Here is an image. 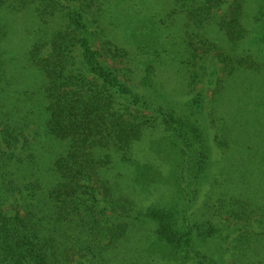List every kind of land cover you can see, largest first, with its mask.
Wrapping results in <instances>:
<instances>
[{
    "label": "trees",
    "instance_id": "16d2710c",
    "mask_svg": "<svg viewBox=\"0 0 264 264\" xmlns=\"http://www.w3.org/2000/svg\"><path fill=\"white\" fill-rule=\"evenodd\" d=\"M157 1L0 0V264H264V0Z\"/></svg>",
    "mask_w": 264,
    "mask_h": 264
},
{
    "label": "rangeland",
    "instance_id": "374dc122",
    "mask_svg": "<svg viewBox=\"0 0 264 264\" xmlns=\"http://www.w3.org/2000/svg\"><path fill=\"white\" fill-rule=\"evenodd\" d=\"M128 2H132V0H127ZM145 6H148L150 4H153L155 7L164 10L166 5L164 3H160L157 0H145ZM166 1V0H165ZM232 0H229L228 3H226V7L228 8L230 2ZM174 6L173 4V0H169L167 7L168 6ZM165 6V7H164ZM6 20L8 21L9 26L13 27V31L11 34L13 36V38L8 39L7 41V47L10 50L9 52L12 53L13 59H17L18 60V64L14 65L13 62L10 61L9 65H10V69L14 70L15 73L17 74V77L20 78V71H18L21 66H23L24 62H25V56L23 53V49H22V45L24 41L25 43H27L28 39H29V33L31 31V27L35 26L36 24V19H34V17L30 14L28 17L27 16H23V14H12L9 12V14H7ZM29 27V28H28ZM24 31L26 32L25 35ZM18 72V73H17ZM157 81L160 84V87H164V91L171 97L177 99V100H185L187 98H189L195 91L199 90V89H203L204 92L206 93V95H208V99L209 96L212 94V90L209 86L207 85H199L197 87V89L195 91H190V89L188 87H186V84L184 82V77L180 76L179 73L177 72H173V71H165L163 73H161L160 75H158L157 77ZM12 88V87H10ZM12 95V94H11ZM147 147V142H142L141 143V148L144 150V148ZM214 158L215 160L219 163V165H221V159H222V152L221 150H219L218 148L214 147ZM143 155H147L148 157H152V158H156V156L154 154H151L150 151H143ZM205 193V191H204ZM204 193L201 197V200L204 199ZM203 201V200H202ZM200 201L197 205L198 208L201 207V202ZM148 203V202H147ZM230 224V223H229ZM233 241L229 240L226 244H224L223 248L225 252V257L228 260L229 264H232L231 259H232V253L233 250L231 247H233ZM219 248V247H218ZM217 248V250H218ZM223 250V249H222Z\"/></svg>",
    "mask_w": 264,
    "mask_h": 264
}]
</instances>
